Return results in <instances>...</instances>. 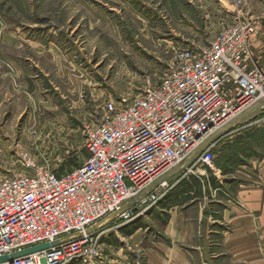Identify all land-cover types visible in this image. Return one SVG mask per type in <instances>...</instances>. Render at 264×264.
Here are the masks:
<instances>
[{
    "label": "rangeland",
    "instance_id": "obj_1",
    "mask_svg": "<svg viewBox=\"0 0 264 264\" xmlns=\"http://www.w3.org/2000/svg\"><path fill=\"white\" fill-rule=\"evenodd\" d=\"M238 18L263 20L264 0H0V180L36 167L61 175L83 163L86 125L128 103L180 52L207 47ZM250 114L206 138L215 143L214 160L264 153V144L231 137ZM182 170L197 173L190 164ZM157 205L130 223H106L95 243L101 255L81 263L102 262L118 249L129 262L142 258L120 228L137 224L142 240L159 237Z\"/></svg>",
    "mask_w": 264,
    "mask_h": 264
},
{
    "label": "built area",
    "instance_id": "obj_2",
    "mask_svg": "<svg viewBox=\"0 0 264 264\" xmlns=\"http://www.w3.org/2000/svg\"><path fill=\"white\" fill-rule=\"evenodd\" d=\"M255 32L238 18L207 47L180 52L161 79L85 126L87 158L70 171L36 167L1 179L0 257L73 237L0 264L100 256L103 220L127 206L116 218L126 223L157 205L169 189L166 176L192 160L208 136L250 111L264 113V58L256 61L250 50ZM214 146L205 142L195 163L213 168Z\"/></svg>",
    "mask_w": 264,
    "mask_h": 264
},
{
    "label": "crops",
    "instance_id": "obj_3",
    "mask_svg": "<svg viewBox=\"0 0 264 264\" xmlns=\"http://www.w3.org/2000/svg\"><path fill=\"white\" fill-rule=\"evenodd\" d=\"M252 23L256 32L250 50L257 61L264 58V19ZM263 117L252 111L249 120L230 131L231 137L260 147ZM189 164L197 173L182 170ZM198 164L186 160L166 176L169 189L157 205L163 215L159 237L142 240L140 227L126 235L142 258L130 263L118 249L95 264H264V153L214 160L211 169Z\"/></svg>",
    "mask_w": 264,
    "mask_h": 264
},
{
    "label": "water",
    "instance_id": "obj_4",
    "mask_svg": "<svg viewBox=\"0 0 264 264\" xmlns=\"http://www.w3.org/2000/svg\"><path fill=\"white\" fill-rule=\"evenodd\" d=\"M127 208V206H124L122 207L119 211L111 214L109 217H107L103 222H102V226H104L106 223L108 224V222L114 220L117 218V216L122 212L124 211L125 209ZM93 230H95V227H92V228H88L86 231L87 232H92ZM73 236L71 237H68V238H65V239H58V240H55L53 242H47V243H43V244H39V245H35L33 247H30V248H27V249H24L22 251H19V252H16V253H13V254H10V255H3L0 257V262L2 261H6V260H10V259H13L15 257H19V256H23V255H26V254H30V253H37V252H40V251H43L45 249H48L50 247H53V246H56L58 244H60L63 240H66V239H71Z\"/></svg>",
    "mask_w": 264,
    "mask_h": 264
},
{
    "label": "trees",
    "instance_id": "obj_5",
    "mask_svg": "<svg viewBox=\"0 0 264 264\" xmlns=\"http://www.w3.org/2000/svg\"><path fill=\"white\" fill-rule=\"evenodd\" d=\"M78 165H79V164L75 165V167L78 166ZM73 168H74V167H73ZM71 169H72V168H71ZM71 169H70V170H71ZM70 170H69V171H70ZM224 171H225V170H222V172H224ZM57 175H60V174H57ZM120 229H122L121 232H122L123 234H127V235H128V234H129L130 232H132L134 229H137V224H134V226H132V227H130V228H127V229H123V228H120Z\"/></svg>",
    "mask_w": 264,
    "mask_h": 264
},
{
    "label": "bare ground",
    "instance_id": "obj_6",
    "mask_svg": "<svg viewBox=\"0 0 264 264\" xmlns=\"http://www.w3.org/2000/svg\"><path fill=\"white\" fill-rule=\"evenodd\" d=\"M153 205H151L149 208H151ZM149 208H147V209H143V212H141V213H139L137 216H135V217H133L131 220H133L134 218H137V217H139L140 215H142V214H144ZM131 220H129V221H131ZM128 221V222H129Z\"/></svg>",
    "mask_w": 264,
    "mask_h": 264
}]
</instances>
